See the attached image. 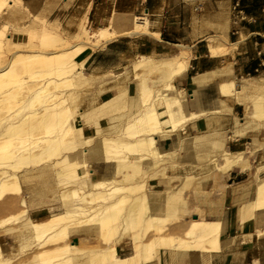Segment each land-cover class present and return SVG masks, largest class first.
<instances>
[{"label": "bare ground", "instance_id": "6f19581e", "mask_svg": "<svg viewBox=\"0 0 264 264\" xmlns=\"http://www.w3.org/2000/svg\"><path fill=\"white\" fill-rule=\"evenodd\" d=\"M139 18L132 12L115 11L108 16L105 26H98L94 31L87 29L84 26L85 24L78 26L80 28L79 36L83 39L81 38L66 50L65 62L44 70L43 73H46L47 77L39 85L29 82L21 73L27 72L28 76L37 75L38 72L35 70L31 72V69L45 65V59L56 56L61 52L52 54L32 52L27 50L29 46L27 42L15 43L13 44L14 46H23L25 49L11 52L8 62L4 64L5 67L2 65L4 68H0V145L4 144V139L10 138L7 141L12 146L8 150L5 149L8 145L7 147H2L3 151H0V199L21 191L19 172L21 173L23 168H28V164L50 161L55 166L57 180L63 184L61 199L66 203V206L68 205V197L74 198L73 200L76 201L73 206H65V210L52 214L44 221H33L28 216L25 208L20 215L13 216L15 217L14 219H18V227L23 226L25 228L26 232L22 233L28 238H33L37 245H43L48 242L56 244L49 252L37 255V257L48 255L47 259H43L41 264L47 262H51L50 264H65L76 256L83 255L85 256L84 259L88 258L89 260L91 258V261L92 257H96L100 264H141L158 258V251L162 248L171 249V251L191 249L195 246L205 248L204 242H210L211 240L215 244L217 242L221 222L203 218L193 219L183 236L155 233L153 238L144 240L145 237L143 235L146 233V227L152 220L155 221L153 222L155 224L153 229L159 232L167 219L162 214L153 213L152 210L158 209L165 204H173L176 193L167 190L143 188L144 184L146 185L145 181L142 184V180L139 182L136 178L132 179V177L136 176V173L155 170L160 164L167 162L169 164L170 161L172 162V160L177 158H185L192 155L196 157L205 155L207 162H212L215 165V171L218 175H222L243 158L242 152L235 154L225 149L227 132L224 130H212L183 136L181 134L173 150L164 153L157 150L154 138L156 135H169L180 128L182 129L188 120L198 116V114L193 112H186V109L184 110L185 105L183 106V95L173 91L172 78L175 74L183 71L186 66L184 50L172 57L152 58L150 56H141L134 63V70L149 67H155L160 70L161 82L163 80L161 84L163 85L152 89L153 93L151 92V96L149 91L143 90L142 94H140L142 96L139 95L136 102L137 106H141V109L134 113L132 111L135 101L129 100L127 107L129 118L128 121L126 120L125 127L123 126L124 129L121 128L123 130L122 134L99 136L100 139L95 144L94 142L91 144L93 139L83 138L81 129L73 124L75 105L77 103L73 96V90L88 77L80 69L77 70L82 65L76 61L75 57L86 47L97 49L104 46L107 42L120 37L147 34V19L138 20ZM43 33L50 38L57 35L56 30L48 27H45ZM2 34L0 33V36ZM2 48L3 38L0 37V54H2ZM217 49L218 46L212 44L211 39L209 50L212 54H216ZM2 63L4 62H0V64ZM89 77L87 80H90ZM221 84L222 92H226L228 86L233 85L232 82ZM114 104L116 108H119L120 105L117 104L116 99L109 100L103 103L100 106L101 108H97L103 111L101 110L103 109L102 107H113ZM252 107L254 108V111H251L253 117L256 116L258 118V115H264V98L262 96L256 97ZM2 111H8V113L1 115ZM106 111L109 110L106 108ZM96 112L94 113L96 114ZM34 128L41 129L42 135L36 137V134H31V130ZM13 140L15 143L12 142ZM30 144H33L34 147L38 146L39 151L31 152L28 149ZM85 146H89L90 151H94L95 146H98L101 152V159L115 162L116 169L114 172L115 174H120L119 178L93 179L92 173L88 168ZM204 176V179H209V173ZM184 177L191 178L192 176L187 175ZM201 181V179H198L196 182L200 183ZM254 182L256 185L253 200L250 202V210H262L264 209V174L257 176ZM70 185L76 186V188L69 189ZM132 190L137 194L135 193V196L131 197L130 201L127 202L129 200L127 192L131 193L130 191ZM94 201H97V203L95 204ZM68 202L71 203L72 201L68 200ZM92 202H94V206L88 207L89 204H93ZM20 204L25 206V201L21 199ZM87 204L88 206L86 207ZM121 204L124 205V212L120 215V223H118L121 226L120 232L104 248L85 251L83 248H79L67 241L58 243L59 240L65 237L67 225L73 220L89 222L97 227L95 229L99 233H108L110 231L109 228L112 225L115 226L114 223L118 218V206ZM141 206L142 209L144 207L142 213L140 211ZM146 209H148L147 214H145ZM10 217L5 218L2 222L5 223L6 219ZM137 220L141 221V225L139 223L138 229L132 230V223ZM3 223L0 225L2 232L10 233L11 235L15 231V227L11 228L10 226L2 225ZM127 230H130L129 235L132 238V252L128 256L122 257L116 253L115 245L119 242L122 234L128 232ZM193 237L205 238L206 241H199L200 244L197 245L193 242ZM21 240L19 239V241ZM51 258L53 259L51 260ZM5 260L0 246V264Z\"/></svg>", "mask_w": 264, "mask_h": 264}, {"label": "crops", "instance_id": "0c3cea01", "mask_svg": "<svg viewBox=\"0 0 264 264\" xmlns=\"http://www.w3.org/2000/svg\"><path fill=\"white\" fill-rule=\"evenodd\" d=\"M21 1L34 14L39 11L41 17L61 26L63 21L81 18L98 22L118 6L136 8L138 4V0ZM235 1L239 2L242 15L233 23ZM140 3H144L148 17L147 34L120 37L97 49L86 47L75 57L82 65L77 70L91 77L74 89L77 103L73 124L81 129L83 138L93 139L94 144L100 137L119 135L129 118L130 98L136 100L134 113L138 109V95L143 90L149 91L144 78L140 85L142 74L134 70L135 61L140 56L172 57L184 50L186 66L172 78L173 91L183 95L184 110L198 116L184 124V131L180 128L169 135H156L157 150L161 153L173 150L184 133L224 130L225 149L235 154L242 152L243 158L220 177L219 193L199 204L204 211L203 219L221 222L216 244L211 240L204 242L205 248L172 251L162 248L158 251L159 259L141 264H264V209L250 210L254 180L264 174V170L256 173L258 167L264 169L261 140L264 115H258L262 119L252 115L256 97L264 98V0H140ZM25 35L13 33L8 39L11 44L22 43ZM211 39L218 46L216 54L209 50ZM147 79L154 88L163 85L159 73L148 75ZM230 82L233 85L222 92L221 83ZM112 99H116L121 110L114 104L100 111V106ZM248 148L249 153L254 152L250 159L243 153ZM100 157V149L95 146L88 157L95 179L107 178L116 169L115 162ZM46 213L44 207L30 210V216L36 220ZM8 238L0 234V244H7ZM193 242L200 244L197 237ZM115 251L118 254L124 251L120 256H128L131 243L119 242Z\"/></svg>", "mask_w": 264, "mask_h": 264}, {"label": "rangeland", "instance_id": "374dc122", "mask_svg": "<svg viewBox=\"0 0 264 264\" xmlns=\"http://www.w3.org/2000/svg\"><path fill=\"white\" fill-rule=\"evenodd\" d=\"M137 2L138 4H136V8H126L124 6H118L116 9L110 10L107 13V17L103 20H98V22H94V21L89 22L87 19L81 18L76 21H70V20L63 21L62 26H61L56 23L53 24L49 22L48 19L41 17L39 11H37L36 14H34L30 10V8L27 6V4H25L21 0H0V7L2 6L0 8V33H3L0 36L3 38V48L1 50L2 54H0V62H4L0 64V68L2 69L5 67L4 64H6L5 62H8L11 52L18 50V49H25L23 48V46H14L13 44L10 43L11 35L13 33H18V32L24 33L26 35L20 41L27 42L29 44V46L27 47V50L32 51V52L44 53V54H52V53L61 52V53H58V55L56 56L45 59V65L36 66L35 69H31V72L33 70L38 72L37 75L28 76L29 74L27 72L21 73L22 76L26 78V80H28L29 82H34L37 85H39L47 77V74L43 73L44 70L50 69L56 66V64L59 65L60 63L65 62L66 55H67L66 50H68L70 47L74 45V43H77L82 38L81 36H79L80 28L78 26L85 24L84 26L87 29H89L90 31H94L98 26L99 27L103 25L105 26L107 23L108 16L115 11L132 12L138 17H140L138 20H145V19L148 20V17L146 15V11L144 8V3H140V0H138ZM45 27L53 28L54 30H56L57 32L56 37L50 38V37L45 36L43 33V30L45 29ZM8 37L10 38V40L8 39ZM14 41H16V38H14ZM46 65L48 66L45 67ZM136 71L141 72L142 78L140 81L141 82L140 85L141 84L143 85L142 79L144 78L145 84L147 85V87H149V95L151 96L153 93L152 89H155V88L152 87V85L148 84L147 77L148 75L155 74V73H159V75L161 76L160 70H157L155 67H149V68H144V69H138ZM73 94H74L73 95L74 97L77 96V93L74 90H73ZM130 99L136 101L133 98H130ZM138 107L139 108L137 110H140L141 106H138ZM7 113L8 111H4V112L2 111L1 115H6ZM245 115L246 117L249 116L247 113H245ZM32 130H31V134H36V137L39 135H42L41 129L34 128ZM186 134L188 133H184L183 135H186ZM8 139H4V144L2 143L0 145V151L2 150V147H7V145L8 147L5 149L8 150L12 148V146L9 145L10 142L7 141ZM261 140L264 141V137H262ZM12 142H14V140ZM93 142L95 141L92 140L91 144H93ZM32 146L33 144L28 145V149L31 152L39 151L38 146L36 147L34 146L32 147ZM85 148L89 149V146H85ZM250 150L251 148H248V152L247 151L243 152L247 156L248 159H250V157L254 155V152L249 153ZM91 152L92 151H90L89 149V153H87L86 155L87 161H88V157L91 156ZM178 159L179 160L181 159V160L179 161ZM173 161H176V162H173ZM49 162H44L45 164L41 162H37L35 164H28V168L26 167L27 169L23 168L21 173L19 172V181H20L21 191L19 193H12L10 195L5 196L3 199H0V225L1 223H3L2 221L5 218L11 216L10 218L6 219V222L4 221L5 223H3L2 225H7V226H10L11 228L15 227L14 228L15 231L11 233V235L10 233L7 234V233L2 232L0 228V234L9 237L8 238L9 242L7 244H0L3 257L6 259L1 264H41L43 259H47L48 255H44V257H40V256L37 257V255L43 254L45 252H49L51 248L56 246V244H52L49 242L43 245H37L36 241L33 240V238H28V236L26 237V235L22 233L25 231V228L23 226L18 227L19 226L18 219L16 220L14 219L15 217H13L15 215L16 216L20 215V213H22L23 209L25 208L27 210L28 216L33 221H44L47 218H49L52 214L62 212L63 210H65L66 203L63 202V200L61 199V194L63 193V184H61L57 180V177L55 176L56 175L55 166L52 165L51 162L50 163ZM172 162L170 161L169 164L168 162L165 164H160L159 167L156 168L155 170H151V171L148 170V171H143V172L141 171L138 174L136 173L135 174L136 176L132 177V179L134 178L138 179L139 182H141L142 180V184L146 182V185L144 184L143 188L146 187L149 189L167 190L169 192L173 191L176 193V198L173 204L171 205L165 204L166 206L164 205L158 209L152 210L153 213H156V214L158 213L160 215L162 214L165 217H167V219L163 224L162 230L159 232H156V230L153 229V227L155 228L154 226L155 224H153V222L155 221L152 220L151 222L152 224L150 223L146 227V233L143 235V237H145L144 240L153 238L155 236V233L161 234V235L164 234V235L183 236L184 229L190 223V221H192L193 219H199L203 217L204 211L199 209V204L208 202L209 197L216 196V194L219 193V191L221 190L219 181H220V177L223 174L218 175V173L215 171V165L212 162L211 163L207 162V158L205 155L201 157L200 156L196 157L195 155H192V156H188L185 158L184 157L177 158L175 160H172ZM255 165L259 166L260 163L259 164L256 163ZM23 166H27V165H23ZM248 166H249V163H248ZM262 170L264 169H261V167H258L256 169V173L259 174L260 171ZM208 173H209V179H204L205 177L204 175ZM119 175L120 174H115V172H113L110 176H108L107 178H103V179H109L113 177L119 178ZM187 175H191L192 177L185 178L184 176H187ZM198 179H201L202 181L200 183L199 182L197 183L196 181ZM73 188H76V186H71V185L69 186V189H73ZM58 189L61 191H59ZM130 192L131 193L127 192L128 199H129L127 200V202H129L130 198L135 196V193H136L134 192V190ZM21 199L25 201V206L20 204ZM73 199L74 198L68 197L67 199L68 205L66 207H68L69 205L73 206V203H76V201ZM68 200L72 202L70 203L68 202ZM94 202L95 204L97 203V201H94ZM94 202H92L93 204L91 203L92 205L89 204V206L87 204L86 207L94 206ZM41 207H44L47 209L46 216H44L43 218L39 220H36L35 218L30 216V210L41 208ZM123 207H124L123 204L118 206L117 221H115L114 223L115 226L112 225L109 228L110 231L108 233L106 234L99 233L98 230L95 229L97 227L94 225H91L89 222L86 223V222H78L77 220L75 221L73 220L67 225V228L65 230V237L59 240L58 243H63L67 241L70 244H74L78 246L79 248H83L85 251L95 250V249L99 250L101 248H104L110 243V241L114 240L115 237L118 235V232H120L119 230L121 229V226L118 225V223H120V215L124 212ZM147 210L148 209H146L145 214L148 213ZM140 211L142 213L144 211V207L142 209V206H141ZM194 216H196V218H194ZM133 223H132L133 225L132 230L138 229L139 223L141 225L140 220L134 221ZM128 232H126L127 234L125 232H124L125 234L124 233L122 234L119 242H125L128 244L131 243L132 238L129 235L130 232L129 233ZM219 235H220V232L217 238L219 237ZM18 238L20 240L22 238L23 239L19 241ZM197 240L200 242H203L206 239L197 237ZM123 252L124 251L119 252V255ZM131 252H132V249H131ZM81 257L83 258L82 260H81ZM84 258H85L84 255L76 256L75 258H73L71 261L67 263L68 264H79L80 262V264L81 263L82 264L83 263L84 264H100L96 257H92V261H91V258L89 260L88 258L87 259H84ZM52 259L53 258H51V260ZM93 260H96V261H93ZM86 261L88 262L86 263ZM50 263L51 262H47L44 264H50Z\"/></svg>", "mask_w": 264, "mask_h": 264}, {"label": "built area", "instance_id": "2783aa9c", "mask_svg": "<svg viewBox=\"0 0 264 264\" xmlns=\"http://www.w3.org/2000/svg\"><path fill=\"white\" fill-rule=\"evenodd\" d=\"M232 11H233V18H232V22L236 23L238 21V19H241V15H242V10L239 7V2L235 1L232 5Z\"/></svg>", "mask_w": 264, "mask_h": 264}]
</instances>
